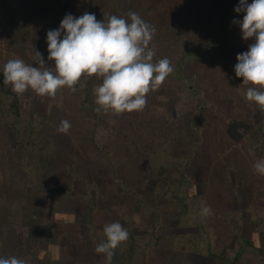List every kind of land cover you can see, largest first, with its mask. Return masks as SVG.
I'll return each instance as SVG.
<instances>
[{
  "label": "trees",
  "instance_id": "trees-1",
  "mask_svg": "<svg viewBox=\"0 0 264 264\" xmlns=\"http://www.w3.org/2000/svg\"><path fill=\"white\" fill-rule=\"evenodd\" d=\"M251 3V0H248ZM79 5H78V4ZM26 19L18 23L10 9L9 0H0V42H5V49L15 54L16 58L23 59L25 63H32L31 49H37L43 56L46 63L48 61L46 32L42 28L37 16L50 6L58 8L61 20L66 14L79 17L85 12L95 14L97 20L103 19V14L125 16L129 12H135L156 29L151 46L156 49L155 59L167 57L174 68V71L165 79L158 90L147 95V104L142 111L125 112L115 115L111 112H97V105L94 103L95 97L91 91L101 81L95 76L82 77L76 85V98L80 109L87 110L93 117L85 137L87 142L76 145L68 139L66 133H60L57 128L62 120L63 111L61 104L63 89L58 90L54 98L45 96L42 99L41 108L31 109L28 115V137L18 135L17 126L22 114V106L19 95L12 91L10 85L3 83V65L10 58L0 57V111L3 115L11 116L14 124L16 143L4 146L2 144L0 153V177L4 183L0 182V204L10 205L7 201L8 190L23 194L24 188L21 185L26 180H33L34 166L26 159V154L30 152L33 159L37 160L42 169L43 177L51 180L56 186L57 182L52 174L49 163L53 154L58 151L60 140L63 139L67 156L71 158L72 164H83L82 154L86 156L84 163L95 164L91 154H98L97 161H105L114 164L111 157L112 151L118 148V143L125 146L130 156L133 154L141 156V164L145 162L153 163L155 174L160 176L166 166L175 167L179 170L180 176L174 178L172 183H166L165 192H174L177 198V226L182 228H194L188 231L182 243L183 248L203 250L207 256L212 257L215 251L223 245L230 243L241 234L244 224H250L254 232L250 239L241 236L240 239L259 251L264 252V205L260 202L262 181L255 187L254 178L248 167L241 165L238 158L237 149L227 151L225 148L216 153L217 156L211 158L204 157V161L215 164L211 172L215 180L227 192L228 197L215 194L217 204L221 205L215 209L209 202V196L205 204L201 203L203 197L184 196L178 192V188L183 187L188 181V174L180 157L169 156L165 148H161V136L165 133L178 140L185 141L196 152L203 151L211 144L222 146L225 143L219 138V131L216 127L207 133L202 131L198 125H191L189 128L175 122V105L179 99L185 98L195 102L194 115L196 117L205 116V122H217L225 128L231 137L236 136L244 148H248L249 160L254 163L261 159L259 153L264 155V111L259 110L254 104L246 103L241 96V91H246L247 85L242 83V78L235 76L234 67L226 69L227 76H224V84H228L231 89L228 92L235 98L232 104L240 109L242 114L232 112L231 106L223 108L220 90L223 88L213 82L211 70L214 66V57H231L246 51L252 39H241V32L232 20L242 19L243 13L234 11L238 0H26ZM60 20V21H61ZM7 25V30L3 33V27ZM231 30L236 37V44L230 43L227 32ZM15 58V59H16ZM193 72H187L185 66H194ZM33 66L35 62L33 61ZM186 69V70H185ZM229 73V76H228ZM29 92L32 93L31 90ZM7 97L5 103L1 97ZM37 95V94H36ZM221 95H225L221 94ZM64 95V100H68ZM162 110V111H161ZM257 116V117H256ZM252 121L253 128L259 134L263 144H254L246 140V135L240 129H244ZM254 121V123H253ZM111 124L112 141L111 144H101L103 141L96 139V131L103 125ZM209 124H204L208 127ZM217 130V133H216ZM72 133V128L68 130ZM55 133V134H54ZM57 135V136H56ZM111 137V136H110ZM111 140V139H110ZM221 141L218 143V141ZM110 154H109V148ZM227 147V146H226ZM148 151V152H147ZM147 152L146 158L143 157ZM130 156L125 157V159ZM183 159V158H182ZM211 159V160H209ZM195 157H188L186 164H193ZM88 161V162H87ZM97 161H95L97 163ZM102 163V162H99ZM13 172H7L6 167ZM247 166V164H246ZM116 167L109 171L112 178H119L116 174ZM11 171V170H10ZM99 175L100 172H96ZM12 173L17 175V180L21 185L18 188L13 186ZM264 177V176H263ZM89 183V182H88ZM59 187V186H58ZM6 191H5V190ZM89 190L94 191L93 186ZM69 193H74L69 191ZM74 195V194H73ZM258 195V196H255ZM82 203L89 202V197L78 195ZM4 200V202H3ZM239 203H242L240 206ZM208 206L212 214L201 215L202 209ZM8 220V219H7ZM129 233L127 241L119 245V249L126 253H131L137 249H144L152 244V235L138 240V235L133 233L131 227H125ZM2 252L5 251L1 247ZM8 257V256H6ZM236 264L238 253L229 257Z\"/></svg>",
  "mask_w": 264,
  "mask_h": 264
},
{
  "label": "rangeland",
  "instance_id": "rangeland-1",
  "mask_svg": "<svg viewBox=\"0 0 264 264\" xmlns=\"http://www.w3.org/2000/svg\"><path fill=\"white\" fill-rule=\"evenodd\" d=\"M34 1V0H30ZM80 1V0H79ZM10 9L15 16L14 19L20 23L26 19V0H9ZM78 4V3H77ZM79 5V4H78ZM61 15L57 7L50 4L49 7L44 9L40 16H37V21L40 22L42 28L47 33L48 30H53L59 27ZM7 25L3 27V33L7 30ZM227 38L230 43L236 44V37L234 33L229 30L227 32ZM5 42H0V57L15 59L16 56L13 52L7 51ZM235 55L231 57L219 58L218 55L214 57V66L210 71L211 76L214 77L213 82L219 84L223 90H220L221 100H223V108L227 109L230 105L235 103L234 94H230L228 89L231 87L228 84H224V76H227L226 69L234 67L236 64ZM197 64H204L203 62H197L194 66L186 65L187 72H193V68ZM229 76V73H228ZM94 88V87H93ZM78 88H76L77 90ZM229 89V90H230ZM63 96L61 100L62 110L58 116L62 113V120L70 122L72 133L67 132L68 139L78 146L87 142L85 134L87 132L90 122L93 121V117L89 114H84L85 110L80 109L78 98H76V91H71L67 87L63 88ZM93 93V90L91 91ZM64 95L69 99L64 100ZM2 100L7 103V97L3 95ZM22 114L20 116V122L18 123L17 130L18 135L28 137V115L31 109L41 108L42 99L45 96H39L35 93L25 92L19 95ZM95 100V99H93ZM95 103V102H94ZM195 102L190 99H179L175 105L174 120L179 125L189 128L191 125H198L202 131H206V136H212V133H207L216 127L219 131V138L225 143L222 146H216L211 144L207 147L206 153L203 151L196 152L192 147L185 143V141L178 140L173 136L164 133L161 136V148H165L169 156L180 157L184 164L186 173L188 174L189 181L183 186L178 188V192L184 196H196L201 195L203 200L201 203L205 204L209 196V202L211 206H215V209L221 205L217 204V197L215 194L226 196L227 192L224 191L221 185L215 180L212 175L211 168L215 166L213 161L210 163L204 161V157L209 155L211 158L217 156L221 150L227 148V151L237 149L238 160L245 168L248 167L250 173L257 181H254L255 187L259 186V181L264 180L262 175H258L253 171V163L249 160L248 148H244L240 144V139L236 136L231 137L227 132L229 129L222 126L217 122H205V116L196 117L194 115ZM232 112H240L235 105L231 108ZM162 111V110H161ZM257 117V116H256ZM12 117L3 115V111H0V148L2 144L8 146L16 143V136L14 133V124ZM254 123V121H253ZM204 124H209L208 127H204ZM247 126L240 131L246 135V140L253 142L254 144H263L259 134L253 128L252 121L245 123ZM96 131V139L103 141L101 144H111L112 141V129L111 124L104 125ZM217 133V130H216ZM55 134V133H54ZM57 136V135H56ZM111 136V137H110ZM86 138V139H85ZM111 139V140H110ZM58 151L53 154L50 159L49 168L54 175L57 186L51 181L46 180L43 177L42 169L40 168L37 160L33 159L28 152L25 156L26 159L33 164L34 174L33 180H26L23 185L17 180V175L12 173L13 186L11 188H18L20 185L24 188L23 194L19 195L17 192L8 190L7 201L11 204H0V253L6 256H16L24 259L25 261H34L38 257L44 258L45 252L43 242H45V235L41 228L46 225H53V228H57L56 239L65 238L66 228L68 225H88L93 228H98V225L103 229L105 224L111 222H120L124 228L131 227L133 233L138 235V240H142L152 235V243L157 239V235L163 234L167 230L172 235V231L181 230L182 232L193 231L194 228H179L177 226V216L179 210L177 208V198L174 196V192H165L166 183H172L174 178L180 176L179 170L175 167L166 166L162 175L157 176L155 174V168L153 163L145 162L141 164V156L133 154L130 156L129 152L125 149V146L118 143V148L112 151L111 157L113 162L97 161L96 156L98 154H91L92 160L95 164L86 161V156L82 154L83 164H72L71 158L67 156L63 139L60 140ZM218 143L221 142L217 140ZM227 146V147H226ZM109 148V154L110 149ZM148 152V151H147ZM147 152L143 157L146 158ZM1 153V149H0ZM261 158H264L262 153H259ZM215 155V156H214ZM130 156L125 159V157ZM188 157H195L194 163L186 164L185 160ZM183 158V159H182ZM211 160V159H209ZM97 161V163L95 162ZM102 162V163H99ZM247 164V166H246ZM116 167V174L119 178H112L109 175V171ZM97 169L100 172L99 175H95L92 170ZM7 172H13L11 168L6 167ZM11 170V171H10ZM96 171V172H97ZM0 182L4 183V179L0 177ZM89 182V183H88ZM262 192L258 193L260 196V202L264 205V181H262ZM59 186V187H58ZM89 186L94 187V191L89 190ZM5 190V189H4ZM6 191V190H5ZM69 191L74 192L69 193ZM85 195L89 197V202L82 203V200L78 195ZM255 195V196H258ZM2 195H0V202L2 201ZM4 202V200H3ZM241 206L242 203H239ZM8 219V220H7ZM178 227L173 230L171 228ZM51 229V231H55ZM91 229V228H90ZM185 233V234H186ZM91 235V233H89ZM174 234V232H173ZM94 232L93 245L97 243L95 241ZM239 240V239H238ZM235 244V239L230 243L223 245L221 248L231 246ZM1 247L5 248L2 252ZM141 249H137L136 251ZM123 252V251H122ZM125 253V252H123ZM122 255L124 256V254Z\"/></svg>",
  "mask_w": 264,
  "mask_h": 264
},
{
  "label": "clouds",
  "instance_id": "clouds-1",
  "mask_svg": "<svg viewBox=\"0 0 264 264\" xmlns=\"http://www.w3.org/2000/svg\"><path fill=\"white\" fill-rule=\"evenodd\" d=\"M234 11L243 13L242 19H233L241 32V39H252L246 51L236 55L235 76L247 85L241 96L246 103L264 111V0H238ZM156 29L139 14L125 16L85 12L79 17L66 14L59 27L46 33L48 61L31 49L32 63L23 59H9L2 68L3 83L22 95L31 90L39 96L54 98L65 87L76 91L82 77L95 76L101 82L94 89L97 112L120 115L142 111L147 95L163 84L174 71L167 57L155 59L156 49L151 46ZM33 61L35 66H33ZM70 122H60L57 131L67 133ZM253 171L264 176V158L257 159ZM212 214L205 206L201 215ZM104 239L94 251L103 254L106 264H111L114 250L127 241L129 233L120 222L103 227ZM0 264H26L16 256L0 257Z\"/></svg>",
  "mask_w": 264,
  "mask_h": 264
},
{
  "label": "crops",
  "instance_id": "crops-1",
  "mask_svg": "<svg viewBox=\"0 0 264 264\" xmlns=\"http://www.w3.org/2000/svg\"><path fill=\"white\" fill-rule=\"evenodd\" d=\"M41 229L46 239L42 244L45 256L31 262L26 261V264H106L104 255L94 251L96 245L104 239L103 229L99 225L98 228L83 224L68 225L65 238L62 240L56 239L57 228L54 229L53 225H46ZM171 229L176 230L178 227ZM94 232L97 233L95 245L92 243ZM171 233L172 235L167 230L157 235V239L152 244L140 251L123 253L118 246L114 250L111 264H234L229 257L236 253H238L236 264H264V252L243 243L240 239L242 235L248 239L253 237L254 232L250 224L242 226L241 234L235 239V244L216 250L212 257L207 256L203 250L183 248L186 232L176 230ZM0 257L4 255L0 253Z\"/></svg>",
  "mask_w": 264,
  "mask_h": 264
}]
</instances>
